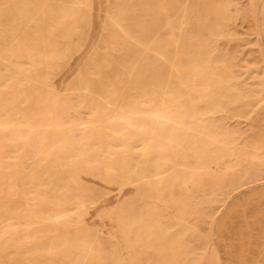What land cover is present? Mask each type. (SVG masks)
Wrapping results in <instances>:
<instances>
[{"label": "rangeland", "instance_id": "1", "mask_svg": "<svg viewBox=\"0 0 264 264\" xmlns=\"http://www.w3.org/2000/svg\"><path fill=\"white\" fill-rule=\"evenodd\" d=\"M179 1L0 0V264H264V0Z\"/></svg>", "mask_w": 264, "mask_h": 264}, {"label": "bare ground", "instance_id": "2", "mask_svg": "<svg viewBox=\"0 0 264 264\" xmlns=\"http://www.w3.org/2000/svg\"><path fill=\"white\" fill-rule=\"evenodd\" d=\"M176 1V0H175ZM178 2H176L177 4H179V0H177ZM187 3V2H186ZM72 5V3H71ZM70 5V7H72ZM5 8V7H4ZM229 9V8H228ZM230 10V9H229ZM228 11V10H227ZM230 12V11H229ZM64 13H66L64 11ZM185 14V13H184ZM66 16V15H64ZM120 18V21H118L116 18ZM139 15L136 14V12H128V13H125L124 11H120L119 14L116 15V17H114L116 20H114V23L119 27L120 31H122L126 36L130 37L132 40H134L135 42H137L139 45L141 46H145L146 45V42H141L140 39L138 37H136V26L138 24V20H139ZM26 20L27 19H31L33 20V17L31 16V11H29L26 16H25ZM5 25V24H4ZM62 33V32H61ZM179 38V37H178ZM179 40V39H178ZM11 44V42H10ZM8 45V44H7ZM157 53L159 55V58L160 60H163L166 58V54L165 52L161 49V50H157ZM171 71L173 73L175 67L174 65L172 64V67H171ZM135 71V70H133ZM177 71V70H176ZM178 72V71H177ZM162 78V77H161ZM222 84V82H221ZM175 92V91H174ZM135 95V94H134ZM137 95V93H136ZM135 95V96H136ZM40 98V97H39ZM36 106V105H35ZM164 108V105H160L158 108H155L154 112L158 113V114H155L157 118H160L162 115H161V112ZM155 117V116H154ZM210 132V131H209ZM166 147H169L170 149H175L177 148V143L173 142V141H169L167 143V146ZM260 149V148H258ZM130 162V161H129ZM128 167L131 168V171H136L139 167L135 164V163H129V165H126ZM154 166V173L156 174V167H155V164L152 165ZM140 173V172H139ZM141 174V173H140ZM169 174V173H168ZM146 180H147V177H146ZM150 180V179H149ZM153 181V180H152ZM151 182V181H150ZM138 183V182H135V184ZM154 183V182H153ZM138 187V185H136ZM157 187V186H156ZM87 190V189H86ZM179 203V202H178ZM181 206V205H180ZM58 208L59 207H56L54 209V212H53V216L54 217H59V216H62L64 212L62 211H58ZM147 214V213H146ZM65 215V214H64ZM99 230V229H98ZM101 231V230H100ZM99 235H97V233H93L92 231H89V232H85L83 233L82 237L81 238H78L76 239V241L78 242V244L80 245L82 251H87L88 254H90V251H89V248L94 249V248H98L99 250H104L105 246L103 245L104 243L102 242H99V239H98ZM116 237V236H115ZM153 238V237H152ZM118 241V240H116ZM118 243V242H117ZM87 245H89V248L87 247ZM118 249V248H117ZM119 250V249H118ZM104 252V251H103Z\"/></svg>", "mask_w": 264, "mask_h": 264}]
</instances>
